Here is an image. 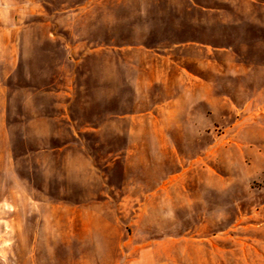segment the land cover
<instances>
[{"label": "rangeland", "instance_id": "374dc122", "mask_svg": "<svg viewBox=\"0 0 264 264\" xmlns=\"http://www.w3.org/2000/svg\"><path fill=\"white\" fill-rule=\"evenodd\" d=\"M0 264H264V0H0Z\"/></svg>", "mask_w": 264, "mask_h": 264}]
</instances>
